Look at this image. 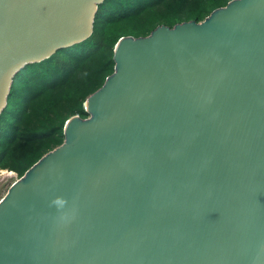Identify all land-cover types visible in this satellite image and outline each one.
<instances>
[{
	"label": "water",
	"instance_id": "obj_1",
	"mask_svg": "<svg viewBox=\"0 0 264 264\" xmlns=\"http://www.w3.org/2000/svg\"><path fill=\"white\" fill-rule=\"evenodd\" d=\"M103 1L0 0V114ZM113 60L0 200V264H264V0L123 37Z\"/></svg>",
	"mask_w": 264,
	"mask_h": 264
},
{
	"label": "trees",
	"instance_id": "obj_2",
	"mask_svg": "<svg viewBox=\"0 0 264 264\" xmlns=\"http://www.w3.org/2000/svg\"><path fill=\"white\" fill-rule=\"evenodd\" d=\"M229 1L104 0L88 39L14 75L0 114V171L21 178L63 143L70 118L88 117L85 102L114 72V47L121 38L145 37L161 25L201 22Z\"/></svg>",
	"mask_w": 264,
	"mask_h": 264
},
{
	"label": "rangeland",
	"instance_id": "obj_3",
	"mask_svg": "<svg viewBox=\"0 0 264 264\" xmlns=\"http://www.w3.org/2000/svg\"><path fill=\"white\" fill-rule=\"evenodd\" d=\"M16 180H18V178L14 173L10 175L5 170L0 171V200L4 197L10 185Z\"/></svg>",
	"mask_w": 264,
	"mask_h": 264
},
{
	"label": "clouds",
	"instance_id": "obj_4",
	"mask_svg": "<svg viewBox=\"0 0 264 264\" xmlns=\"http://www.w3.org/2000/svg\"><path fill=\"white\" fill-rule=\"evenodd\" d=\"M50 203L52 206H55L58 210V213L60 214L59 219L61 221H66L69 219L68 213L61 211L65 208L66 204L68 203V201L64 197L57 196L53 198Z\"/></svg>",
	"mask_w": 264,
	"mask_h": 264
},
{
	"label": "built area",
	"instance_id": "obj_5",
	"mask_svg": "<svg viewBox=\"0 0 264 264\" xmlns=\"http://www.w3.org/2000/svg\"><path fill=\"white\" fill-rule=\"evenodd\" d=\"M7 172V171H6ZM7 173H9V172H7Z\"/></svg>",
	"mask_w": 264,
	"mask_h": 264
}]
</instances>
